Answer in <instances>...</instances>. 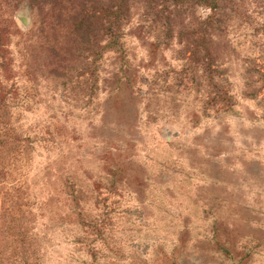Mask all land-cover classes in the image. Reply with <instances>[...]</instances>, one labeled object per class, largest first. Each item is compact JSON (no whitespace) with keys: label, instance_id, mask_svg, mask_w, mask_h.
<instances>
[{"label":"rangeland","instance_id":"rangeland-1","mask_svg":"<svg viewBox=\"0 0 264 264\" xmlns=\"http://www.w3.org/2000/svg\"><path fill=\"white\" fill-rule=\"evenodd\" d=\"M0 264H264V0H0Z\"/></svg>","mask_w":264,"mask_h":264}]
</instances>
